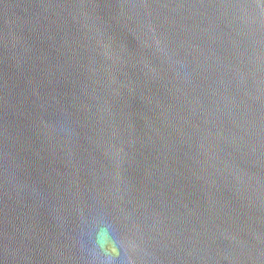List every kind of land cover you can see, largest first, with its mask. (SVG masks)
Returning <instances> with one entry per match:
<instances>
[{
  "label": "water",
  "instance_id": "1",
  "mask_svg": "<svg viewBox=\"0 0 264 264\" xmlns=\"http://www.w3.org/2000/svg\"><path fill=\"white\" fill-rule=\"evenodd\" d=\"M0 264H264V0H0Z\"/></svg>",
  "mask_w": 264,
  "mask_h": 264
}]
</instances>
